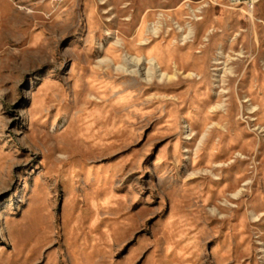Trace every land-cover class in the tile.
I'll use <instances>...</instances> for the list:
<instances>
[{"label":"rangeland","instance_id":"obj_1","mask_svg":"<svg viewBox=\"0 0 264 264\" xmlns=\"http://www.w3.org/2000/svg\"><path fill=\"white\" fill-rule=\"evenodd\" d=\"M255 1L0 0V264H264Z\"/></svg>","mask_w":264,"mask_h":264},{"label":"bare ground","instance_id":"obj_2","mask_svg":"<svg viewBox=\"0 0 264 264\" xmlns=\"http://www.w3.org/2000/svg\"><path fill=\"white\" fill-rule=\"evenodd\" d=\"M152 60L153 59H150L149 61H148V63L147 64H151L148 68H147V75L148 76H152V74L154 73V72H156L157 71V67H156V65L155 64H153L152 63ZM142 61H144V60H142V58H139V57H137V58H131V60H127V62L129 63V64H134L135 66H137V69L136 70H133L135 73H139L140 72V70H141V65H142ZM217 63H222V62H217Z\"/></svg>","mask_w":264,"mask_h":264},{"label":"built area","instance_id":"obj_3","mask_svg":"<svg viewBox=\"0 0 264 264\" xmlns=\"http://www.w3.org/2000/svg\"><path fill=\"white\" fill-rule=\"evenodd\" d=\"M234 5H244L249 8L251 11H254L256 6L255 0H229Z\"/></svg>","mask_w":264,"mask_h":264}]
</instances>
